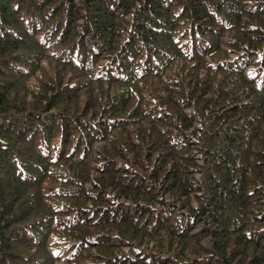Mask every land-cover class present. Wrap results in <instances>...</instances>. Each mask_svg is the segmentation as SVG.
I'll return each instance as SVG.
<instances>
[{
	"label": "trees",
	"instance_id": "1",
	"mask_svg": "<svg viewBox=\"0 0 264 264\" xmlns=\"http://www.w3.org/2000/svg\"><path fill=\"white\" fill-rule=\"evenodd\" d=\"M0 264H264V0H0Z\"/></svg>",
	"mask_w": 264,
	"mask_h": 264
}]
</instances>
